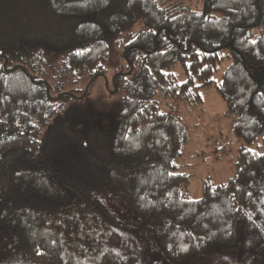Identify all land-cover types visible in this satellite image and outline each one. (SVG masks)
Wrapping results in <instances>:
<instances>
[{
  "label": "trees",
  "instance_id": "16d2710c",
  "mask_svg": "<svg viewBox=\"0 0 264 264\" xmlns=\"http://www.w3.org/2000/svg\"><path fill=\"white\" fill-rule=\"evenodd\" d=\"M211 86L236 161L192 200L156 97ZM0 264H264V0H0Z\"/></svg>",
  "mask_w": 264,
  "mask_h": 264
},
{
  "label": "rangeland",
  "instance_id": "374dc122",
  "mask_svg": "<svg viewBox=\"0 0 264 264\" xmlns=\"http://www.w3.org/2000/svg\"><path fill=\"white\" fill-rule=\"evenodd\" d=\"M192 10L201 8V0H180ZM139 26L133 29L137 30ZM132 29V30H133ZM59 58L55 55L46 56V71L53 75L52 69L57 67ZM115 50L111 51V58L107 65V81H100L91 97L82 102L84 110L96 113L100 109V103H111L115 98L108 95L110 89V77L114 68L119 65ZM225 59L217 67L212 79L215 84L221 81V74L228 66ZM179 73L178 67L173 69ZM202 102L196 106H190L182 101H160L162 110L177 117L187 135V140L180 150V157L176 161L179 172L189 177L188 197L196 200L202 195L203 182L209 180L218 184L226 182L233 174V164L236 161L238 142L232 132L233 115L227 104L216 92L215 87L204 88L199 91ZM252 148V147H251Z\"/></svg>",
  "mask_w": 264,
  "mask_h": 264
}]
</instances>
